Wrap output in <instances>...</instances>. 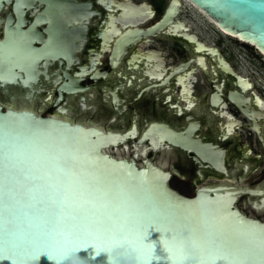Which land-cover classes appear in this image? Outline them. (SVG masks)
<instances>
[{
	"label": "flooded vegetation",
	"instance_id": "af4514ba",
	"mask_svg": "<svg viewBox=\"0 0 264 264\" xmlns=\"http://www.w3.org/2000/svg\"><path fill=\"white\" fill-rule=\"evenodd\" d=\"M127 1L151 14L112 0H0V42L11 30L18 48H38L0 78V102L126 132V157L163 166L182 194L236 188L241 210L264 221V85L227 55L225 36L237 38L193 3L215 43L181 17L184 0Z\"/></svg>",
	"mask_w": 264,
	"mask_h": 264
},
{
	"label": "water",
	"instance_id": "95a60500",
	"mask_svg": "<svg viewBox=\"0 0 264 264\" xmlns=\"http://www.w3.org/2000/svg\"><path fill=\"white\" fill-rule=\"evenodd\" d=\"M189 1L264 57V0ZM174 14L170 8L163 21ZM9 31L0 42V78L12 81L15 66L27 60L23 52L38 48L27 41H20L18 48ZM9 136L16 146L13 206L22 234L29 221L34 226L51 221L64 232L111 228L110 238L54 236L62 240L57 259L40 254L34 264H199V248L208 241L230 254L224 264H264V221L241 210L236 188H203L193 197L182 194L172 187L171 172L163 166L150 159L141 165L126 157L119 148H126V132L0 102V146ZM3 164L0 147V168ZM6 218L0 203V247ZM134 219L146 229L139 244L130 231Z\"/></svg>",
	"mask_w": 264,
	"mask_h": 264
},
{
	"label": "snow or ice",
	"instance_id": "6c2138e0",
	"mask_svg": "<svg viewBox=\"0 0 264 264\" xmlns=\"http://www.w3.org/2000/svg\"><path fill=\"white\" fill-rule=\"evenodd\" d=\"M3 167L0 168V203L3 204L7 212L4 227V244L0 247V261L11 262V264H34L35 257L44 254L49 259H57L56 250L60 247L62 240H66L69 235L76 239H102L111 237V228L108 226H86L81 231L64 232L58 231L51 221H44L38 225H33L31 221L25 229L26 235L22 234L19 225L16 223L13 201L15 197V164L14 152L15 143L9 136L2 146ZM130 231L134 233V243L139 244L145 238L146 229L140 220H132ZM61 237L62 240L53 237ZM125 239L127 237H124ZM172 240L176 241L175 235ZM180 251L184 252V244L180 242ZM151 249H149L150 251ZM230 254L217 247L211 241L199 248V264H216L217 260L224 264ZM232 264H238L232 261Z\"/></svg>",
	"mask_w": 264,
	"mask_h": 264
},
{
	"label": "rangeland",
	"instance_id": "374dc122",
	"mask_svg": "<svg viewBox=\"0 0 264 264\" xmlns=\"http://www.w3.org/2000/svg\"><path fill=\"white\" fill-rule=\"evenodd\" d=\"M153 3H160L168 0H150ZM184 11L181 17L191 23L197 25L196 31H200L205 39L210 43H215L220 34L215 31L213 24L209 22L207 17L201 14L196 8H193L190 2L184 0ZM157 17V16H156ZM169 43L163 42V46H169ZM225 47L228 56H231L233 61L241 68L242 72L249 75L259 86L264 85V57L253 47L244 44L237 39L226 37L222 45Z\"/></svg>",
	"mask_w": 264,
	"mask_h": 264
},
{
	"label": "bare ground",
	"instance_id": "6f19581e",
	"mask_svg": "<svg viewBox=\"0 0 264 264\" xmlns=\"http://www.w3.org/2000/svg\"><path fill=\"white\" fill-rule=\"evenodd\" d=\"M114 1L115 3L119 4V5H125L127 6L126 10V14L129 16V17H132V18H139V19H146L149 14H151V8L150 6H148L147 4H145L144 2H140L142 4L140 5H136L135 3H133L132 1H127V0H112ZM189 1V0H187ZM179 2H182V0H179ZM192 3V2H190ZM196 6V5H195ZM196 8H198L196 6ZM199 10H201L200 8H198ZM202 11V10H201ZM203 12V11H202ZM210 19V21H213L210 17H208ZM215 22V21H213ZM221 28V27H220ZM224 32H226L227 34H229L227 31H225L223 28H221ZM231 35L232 37H238L236 35H233V34H229ZM239 40L242 42V43H246L245 40L239 38ZM204 61H205V58H203ZM203 64H205L203 62ZM247 81V83H249L248 79L246 78L245 79Z\"/></svg>",
	"mask_w": 264,
	"mask_h": 264
}]
</instances>
